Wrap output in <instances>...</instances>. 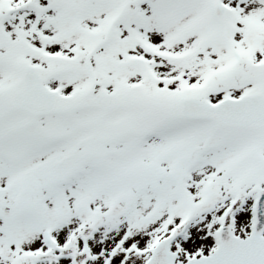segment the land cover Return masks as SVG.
Segmentation results:
<instances>
[{"label": "snow or ice", "instance_id": "1", "mask_svg": "<svg viewBox=\"0 0 264 264\" xmlns=\"http://www.w3.org/2000/svg\"><path fill=\"white\" fill-rule=\"evenodd\" d=\"M0 264H264V0H0Z\"/></svg>", "mask_w": 264, "mask_h": 264}]
</instances>
